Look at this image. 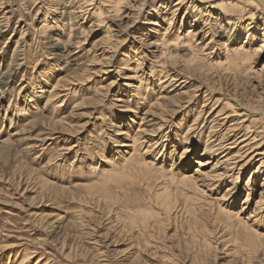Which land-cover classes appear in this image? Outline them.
Instances as JSON below:
<instances>
[{
    "label": "rangeland",
    "instance_id": "obj_1",
    "mask_svg": "<svg viewBox=\"0 0 264 264\" xmlns=\"http://www.w3.org/2000/svg\"><path fill=\"white\" fill-rule=\"evenodd\" d=\"M9 1L0 80L21 42L25 59L0 94V142L6 141L0 145V264H264V237L261 247L256 236L232 226L251 219L252 230L264 235V206L254 212L264 167L255 174L260 162L254 159L233 181L238 170L204 152L210 126L224 133L230 124L246 125L264 104V29L256 14L250 18L253 7L239 4L224 17L218 10L196 16L187 0L177 6V0H156L154 9L152 0H125L116 13L114 0ZM79 4L81 12L74 9ZM68 17L71 42L67 24L62 27ZM193 26L201 49L195 57V44L182 38ZM240 45L251 52L243 64L233 60ZM60 77L70 83L53 96ZM225 116L222 125L208 123ZM119 129L141 133L135 146L141 156L130 158V169L103 176L108 161L115 167L132 154L121 147L132 142ZM46 134L51 141L36 143ZM182 147L191 152L182 155ZM139 161L155 164L146 166L148 180L145 171L136 172ZM180 173L197 178L199 189L179 184ZM167 191L177 201L170 214L161 198ZM227 212H241L240 220Z\"/></svg>",
    "mask_w": 264,
    "mask_h": 264
},
{
    "label": "bare ground",
    "instance_id": "obj_2",
    "mask_svg": "<svg viewBox=\"0 0 264 264\" xmlns=\"http://www.w3.org/2000/svg\"><path fill=\"white\" fill-rule=\"evenodd\" d=\"M124 1L125 0H114L113 1V5H114V7H115V9H117V7L119 6V5H121V4H123L124 3ZM141 1H144V0H141ZM10 1L9 0H6V1H2L1 3H0V37H1V34L4 32L2 29H4L5 27H7V25H8V23H9V16L12 14V8L8 5V3H9ZM49 2H51V1H49ZM84 3H82L83 5L84 4H88L89 3V1H88V3H87V1H83ZM158 2H160V1H158ZM184 2V0H177L176 1V3L173 5V6H177V5H181L182 3ZM187 3H189V5H191L192 7H193V10H195V12L197 13V15L196 16H205L206 15V13L208 12V11H210V10H215V11H220L219 13H220V16H221V13L223 14L222 16H224V17H228V15L227 14H229L228 12L229 11H231L232 9H234V8H239V4H243L244 6H250V7H253L252 9H254V11H256L255 13H250V18L251 17H253V15L254 14H256V16L257 17H259L260 19H261V21H262V27H263V29H264V0H187L186 1ZM40 3V2H39ZM152 5H151V7L154 9V3H156V0H152ZM90 5V4H89ZM162 5V4H161ZM50 7V6H49ZM160 7H164V6H160ZM242 7V6H241ZM240 7V8H241ZM99 8V7H98ZM166 8V7H165ZM69 9V8H68ZM74 9H76V10H78L79 12H81L82 11V9H83V7L79 4L76 8H74ZM119 9V8H118ZM118 9L117 10H115V13L118 11ZM176 9V8H175ZM234 10H236V9H234ZM242 10V9H241ZM244 10V9H243ZM66 11V10H65ZM240 11V10H239ZM78 12V13H79ZM251 12V11H250ZM62 13H65V12H62ZM70 13L71 12H66V14L67 15H70ZM84 13V12H83ZM174 13H175V10L174 11H172L171 12V15H172V17L174 16ZM203 13V14H202ZM85 14V13H84ZM105 14V13H104ZM205 14V15H204ZM66 15V16H67ZM95 15V13L93 12L92 13V16H94ZM62 16V15H61ZM75 16V15H74ZM85 16V15H84ZM91 16V17H92ZM196 16H191L192 17V21H191V24H193L194 26H196V24H197V22H196ZM96 17H98V13H97V16ZM99 17H101V15L99 16ZM234 17V16H233ZM76 18H79V17H76ZM72 19L73 18H67V23H64L63 22V24H62V27L65 25V24H67V26H68V28H69V32H68V36H67V42H71V29H73L74 27H72L71 25L69 26V24H70V22L72 21ZM99 19V18H98ZM98 19H97V21H98ZM191 19V18H190ZM202 19V18H201ZM101 20V19H100ZM99 20V21H100ZM224 20H225V18H224ZM225 21H230V20H228V19H226ZM234 21V20H233ZM206 22V20H204V23ZM149 23V22H148ZM203 23V24H204ZM150 24V23H149ZM198 25V24H197ZM205 25V24H204ZM231 25V24H230ZM233 25V24H232ZM194 26L193 27H191V28H189L188 30H187V33H186V35H184L182 38H187L184 42L186 43V44H188V46H191V45H194L195 44V46H193V57H195V55H194V52H195V54H196V52H198L199 51V49H196L197 47H198V45H199V42H197V39L195 38V37H197V38H199V32H196L197 30H195V28H194ZM206 26V25H205ZM240 26V25H239ZM236 27V26H235ZM67 28V29H68ZM41 29V28H40ZM262 29V30H263ZM231 30H232V28H231ZM234 30V29H233ZM248 31H249V29H247ZM200 32H202V30L200 31ZM230 33V32H229ZM249 33V32H248ZM263 35H264V32H263ZM22 36V35H21ZM74 37H75V39H76V35H73ZM72 36V37H73ZM230 36V35H229ZM249 37H251V39H253L254 37H255V35L254 36H252V34L250 35L249 34V36L247 37V39L249 38ZM263 38H261V41H262V43L264 42V36H262ZM71 38V39H70ZM195 38V39H194ZM74 39V40H75ZM103 38H100V39H98V40H96L95 41V43L93 44V48H96V47H98V44L99 43H101L103 40H102ZM177 39H178V37H177ZM203 39V36L201 37V39L200 40H202ZM22 40V39H21ZM24 41V40H23ZM176 41V40H175ZM179 41V40H178ZM250 41V40H249ZM66 42V43H67ZM247 41H244V43H246ZM23 43L24 42H21V44L22 45H18L17 43V45L15 46V50H14V52H15V54H14V52L12 53V54H14V56L16 55V57H13V58H15V59H13L12 58V65H11V67L8 69V70H6L5 72H4V74H5V79H3V80H0V94L2 93V95H3V93L5 92L4 90H7L8 89V86H9V83H10V81H9V77H10V75L11 74H14L15 72H16V70L17 69H19V67L20 66H22V62L20 63L19 61H23L25 58H24V49H23V47H25V45H23ZM189 43H191V45H189ZM73 44V43H72ZM74 44H75V46H76V44H79V41H76V42H74ZM102 44V43H101ZM20 46H22V47H20ZM224 47H225V45H223ZM244 46V45H243ZM243 46H239V48H236V49H232V52L235 54V59H233V60H235V61H240L241 63H242V61L244 62V60H247L248 58H249V56H248V54L250 55V50L249 49H247V50H244V48H243ZM101 48V47H100ZM100 48H98V50H101ZM192 48V47H191ZM204 48V47H203ZM253 49V48H252ZM191 50V49H190ZM197 50V51H196ZM254 50V49H253ZM252 50V51H253ZM257 50V49H256ZM102 51H103V49H102ZM200 51H201V49H200ZM65 52H67V50H65L63 53H64V57L67 55V54H69V53H66L65 54ZM104 52V51H103ZM18 53V54H17ZM253 53H254V51H253ZM233 54V55H234ZM62 56V57H63ZM188 57V56H187ZM192 57V56H191ZM196 57H198V56H196ZM198 59V58H197ZM227 59V58H226ZM252 59V58H251ZM14 60V61H13ZM193 59L191 58V61H192ZM249 61V60H248ZM191 63V62H190ZM222 63V62H221ZM235 63H237V62H235ZM196 64V63H195ZM194 64V65H195ZM224 64V63H223ZM243 64V63H242ZM235 65V64H234ZM233 65V66H234ZM237 65V64H236ZM196 66V65H195ZM194 67V66H193ZM219 68V67H218ZM222 68V67H221ZM220 68V69H221ZM240 68V67H239ZM7 69V68H6ZM167 73V72H166ZM2 74V72L0 73V75ZM169 76V75H168ZM165 77H167L166 75H165ZM64 78H61L60 77V79L59 80H57L56 82H55V84L54 85H52V90H50V92L49 93H54V90L55 91H57L58 89H60V91H57L56 93H54L53 94V96H57V95H60L63 91H62V89H65V88H67V84H69L70 82V80L67 82V81H65V80H63ZM172 79V78H171ZM175 80V79H174ZM174 80H172V81H174ZM176 81V80H175ZM64 83V84H63ZM67 83V84H66ZM2 89H3V91H2ZM108 91V90H107ZM52 95V94H51ZM47 101H49L51 98H53L52 96H47ZM63 99V98H62ZM65 99V98H64ZM63 99V100H64ZM144 99V98H143ZM60 102V101H59ZM157 102V101H156ZM159 103V102H158ZM216 105V104H215ZM213 108V107H212ZM214 109V108H213ZM213 109L211 110V111H213ZM243 110V109H242ZM243 111H246V110H243ZM247 112V111H246ZM232 113V112H231ZM236 113H239V112H236ZM208 115L210 114V111H209V113H207ZM213 114V113H212ZM207 115V116H208ZM235 115V114H234ZM248 114L247 113H245V112H243L242 113V115H240V117H244V118H248V117H246ZM211 115H209V117H210ZM216 117V116H215ZM227 116H225L223 119L221 118V119H210L211 121L210 122H208V123H211V124H213V123H220L221 125L222 124H224V123H221V122H219V121H222V122H224V119L226 118ZM239 117V118H240ZM205 118V117H204ZM239 118L238 119H236V121H234V122H237L238 120H239ZM132 121V120H131ZM130 121V122H131ZM204 121V120H203ZM218 121V122H217ZM231 121H233V120H231ZM245 122H248V124H246V125H243V124H245V123H242V125H241V123H238V124H230L229 126H228V128H226V130L224 131V133H222L220 130H218L217 132H216V130L215 129H219V128H214V126L212 125V126H210L209 127V131H208V134H207V138H206V141H205V144H204V152L205 153H207L208 155H211V156H215V157H218V156H220L221 155V159L223 160L222 162H220L219 160H217V162L216 163H218V162H220L221 164H223L224 163V166L226 165L227 166V168H229L228 170H232V169H236V170H238V173H237V175L236 176H232V180L234 181V180H236L237 181V179H238V174H239V171H241V169L244 167V166H247L248 164H249V162L250 161H253L254 159H257V158H259V159H257V160H259L258 162H260L259 163V165L257 166V168H256V172H255V174L257 173V172H259L260 173V171H261V169L264 167V150H261V148H260V146L262 145V144H264V104H263V106H262V108H261V110H260V113H259V116H258V118H256V119H247V120H244ZM41 122V121H40ZM196 122V121H195ZM45 123H47V121H45ZM44 123V124H45ZM204 123V122H203ZM41 124H42V122H41ZM112 124V123H111ZM195 124V123H194ZM49 125V124H48ZM156 125V124H155ZM217 125V124H216ZM241 125V126H240ZM27 126V125H26ZM30 126H35V123H30ZM159 126V125H158ZM194 126V125H193ZM28 127V126H27ZM36 127V126H35ZM50 127V126H49ZM222 127V126H221ZM220 127V128H221ZM31 128V127H30ZM48 128V127H47ZM158 128V127H157ZM193 128V127H192ZM32 129V128H31ZM30 129V130H31ZM118 129V128H117ZM130 128H128L127 130L128 131H130L129 130ZM188 129V131L190 130L189 128H187ZM243 130V133L241 134V135H237V134H239V133H237V132H239L238 130ZM139 130H140V127L137 129V132H139ZM142 130V129H141ZM140 130V132H142L143 133V131H141ZM195 130V129H194ZM212 130H215V132L216 133H214V132H212ZM123 130H121V129H119L118 131H117V133L116 134H119V135H123V136H128V137H130L131 138V142H132V144L131 145H129V144H124V143H122L121 144V147H124V148H127L128 147V149L129 150H131V152L130 153H132V154H130L129 155V157H128V160L129 161H125V159L123 160V162L122 163H119V165H115V167H113V163L111 164V161H108L109 162V167L108 168H104L103 170H102V175L104 176V175H109V174H111V173H113L114 171H119V170H127L126 168H129L130 169V167H127L130 163H132V161H133V159H131L130 160V158H135L134 156H137V155H139L138 153H140L139 151H137L136 149H135V146L137 145V144H139V142L140 141H142V137H141V133H135L134 134V136H132V135H128V133H120V132H122ZM157 131V130H156ZM199 131V130H198ZM232 133L234 136V138H233V140H230V141H228V139H227V137L229 136V133ZM52 132H50V134H51ZM153 133V132H152ZM230 133V134H231ZM154 134V133H153ZM14 135H17V134H14ZM47 135V136H46ZM45 136H43V137H40L39 139H38V141H36V143H39L40 141H42V143H46L47 141H51L52 139H51V135L49 136L48 134H46ZM144 135V134H143ZM11 136H13V135H9V137H11ZM151 136H152V134H151ZM162 138V137H161ZM193 138V137H192ZM189 139V138H188ZM144 142V141H143ZM142 142V143H143ZM149 142V141H148ZM148 142H146V144H148ZM6 143V141H2V142H0V145H2V144H5ZM36 143L34 142V144L32 143V145H36ZM41 143V142H40ZM137 143V144H136ZM141 143V142H140ZM153 144V143H152ZM151 145V144H150ZM148 146V145H147ZM191 146V145H190ZM33 147V146H32ZM36 147V146H35ZM99 147V146H98ZM26 148V147H25ZM31 148V147H30ZM148 148H151V146H148ZM27 149V148H26ZM182 149H184V152L182 153V155H184V156H186V154L188 153H190L191 151H189V150H187L186 149V147H182ZM186 149V150H185ZM30 150V149H29ZM140 150V149H139ZM152 150V149H151ZM146 151V150H145ZM204 154V153H203ZM181 155V156H182ZM139 156H141V155H139ZM181 156H180V159H181ZM144 158V157H143ZM142 158V159H143ZM127 159V158H126ZM137 159V158H136ZM135 159V160H136ZM139 159V158H138ZM134 160V162H136ZM157 160V159H156ZM144 161V160H143ZM139 162H141V161H139ZM138 162V163H139ZM142 163V162H141ZM140 163V164H141ZM148 163V162H147ZM147 163H145V164H143L142 163V165H140V164H138V166H136V172H139L140 174H142V172L143 171H145V174L144 175H142L141 177L143 178V179H149L150 177H151V175H150V177L148 178V176H146V173L148 172V168L147 167H153V166H155V164L152 162L151 163V165H150V163H149V165L147 164ZM135 164H137V163H135ZM200 164H202V163H200ZM131 165V164H130ZM208 165V162H206V163H204L203 165H200V167H204V166H207ZM95 166V165H94ZM147 166V167H146ZM171 166H173V164H171ZM91 167V166H90ZM223 167V166H222ZM91 168H93V167H91ZM162 168L164 169V167L163 166H161V172H165V170H162ZM169 170V169H168ZM104 171H105V173H104ZM226 171V170H225ZM100 172H101V170H100ZM196 172H198V170H195V173ZM107 173V174H106ZM125 173V172H124ZM138 173V174H139ZM144 173V172H143ZM226 173V172H225ZM90 174V173H89ZM100 174V173H99ZM126 174V173H125ZM153 175V174H152ZM170 175H172V174H170ZM206 175V178H207V174H205ZM211 175V174H210ZM161 176V175H160ZM166 176H167V174H166ZM107 177V176H106ZM119 177H120V175H119ZM124 177V176H123ZM134 177V176H133ZM172 177V176H171ZM176 177L177 178H179L178 180H179V184H181L182 186H184V187H187V188H191V189H194V191H197V189H199V185H198V183H197V178H195L193 175H185V174H182V173H180V174H177L176 175ZM210 177V176H209ZM214 177H218L219 178V175H216V173H215V175H214ZM107 178H109V177H107ZM138 178V177H137ZM141 178V179H142ZM218 178L216 179V180H218ZM105 179V178H104ZM113 179V178H112ZM131 179H132V177H131ZM210 179H213V180H215L214 178H213V175H212V178H210ZM209 179V180H210ZM108 180V179H107ZM111 180V179H110ZM123 180H124V178H123ZM126 180H128L127 178H126ZM153 180V179H152ZM151 180V181H152ZM156 180V179H155ZM171 180V179H170ZM174 180V179H173ZM177 180V179H176ZM175 180V181H176ZM205 180V179H204ZM43 181V180H42ZM115 181V180H114ZM137 181V180H136ZM139 181V180H138ZM144 181V180H143ZM199 181V180H198ZM249 181V180H248ZM263 181H264V179H263ZM124 182H126V181H124ZM139 182H141V181H139ZM106 183V182H105ZM130 183V182H129ZM128 183V184H129ZM176 183H178V181L176 182ZM207 183V182H206ZM45 184V183H44ZM108 184V183H107ZM118 184H119V182H118ZM126 184V183H125ZM141 184H143V183H141ZM144 184H146V183H144ZM153 184V183H152ZM157 184V183H156ZM167 184V183H166ZM178 184V185H179ZM124 185V184H123ZM148 185H150V180H149V183H148ZM246 185H247V183H246ZM126 186H127V184H126ZM132 186V185H131ZM136 186V185H135ZM139 186V185H138ZM155 186V185H154ZM161 186V185H160ZM165 186V185H164ZM209 187L210 186H212L211 184H209L208 185ZM248 186V185H247ZM121 187V186H120ZM130 187V186H129ZM146 187H147V185H146ZM152 188V187H151ZM155 189V188H154ZM161 189V188H160ZM123 190V189H122ZM150 190V189H149ZM168 190V189H167ZM124 191V190H123ZM156 191H157V189H156ZM159 191V190H158ZM201 191V190H200ZM168 192V191H167ZM193 192V191H192ZM203 192V191H202ZM157 193V192H156ZM262 193V192H261ZM165 194V193H164ZM200 194V193H199ZM263 195V197L260 195V199H259V201H257V206H258V208H256L255 210H254V212H256V210L258 209H261L262 208V206H264V191H263V193H262ZM157 195V194H156ZM160 196H161V194H160ZM172 195H170L169 196V192L166 194V195H163L161 198L163 199V197H164V202H163V206H164V208H163V210L165 209V207H167V210H168V213L170 214V210L171 209H173L174 208V204L177 202L175 199H174V197L172 198L171 197ZM178 196V195H177ZM185 196H187V195H185ZM197 196V195H196ZM190 197H192V196H190ZM189 197V198H190ZM154 198V197H153ZM158 198H159V196H158ZM196 198V197H195ZM192 199V198H191ZM203 199V198H202ZM157 200V199H156ZM225 200V199H224ZM223 200V201H224ZM159 201H160V203H161V199L159 198ZM163 201V200H162ZM176 201V202H175ZM245 201V200H244ZM184 202V201H183ZM197 202V201H196ZM157 203V202H156ZM158 204H159V202H158ZM197 204V203H196ZM200 204V203H199ZM207 204V203H206ZM160 206V205H159ZM179 206V205H178ZM204 206V205H203ZM208 206V205H207ZM210 206V205H209ZM177 207V206H176ZM189 207V206H188ZM192 207H194V205L192 206ZM171 208V209H170ZM204 208H205V206H204ZM157 209V208H156ZM196 209V208H195ZM222 209V208H221ZM167 210H164V211H167ZM178 210H179V208H178ZM224 210V209H223ZM227 210V209H226ZM176 211V210H175ZM181 211V210H180ZM196 211V210H195ZM216 211V210H215ZM214 211V212H215ZM172 212V211H171ZM188 212V211H187ZM206 212V211H205ZM228 213V212H227ZM225 213V215H227V217H228V219H230L229 217H235V219L236 218H238V214H241V212L240 213H234L233 214V216L231 215L230 216V214L228 213ZM143 214V213H142ZM165 214H167V213H165ZM180 214V213H179ZM144 215V214H143ZM175 215V214H174ZM181 215V214H180ZM202 215V214H201ZM222 215H224V214H222ZM224 215V216H225ZM169 216V215H168ZM223 216V217H224ZM146 217V216H145ZM194 217V216H193ZM210 217H212V215L210 216ZM234 217H233V219H234ZM252 216H250V217H248V218H251ZM200 218V217H199ZM206 218H209V217H206ZM196 219V218H195ZM212 219V218H211ZM213 219H216V218H214L213 217ZM239 219V218H238ZM186 220H188V219H186ZM221 220V219H220ZM240 220V219H239ZM242 220V219H241ZM206 221H208V220H206ZM249 221H251V219H246V221L244 222L243 221V223H241L240 221H236L235 223L236 224H232V226H234L235 228H236V226H237V228L238 229H241L244 233H245V235H247V236H256L257 237V239H259L258 241H259V243L261 244L260 246L262 247V245H263V242H262V238L264 237V235L263 234H260V233H255L256 231H253L252 230V228H251V226L248 224V222ZM232 222V221H231ZM230 222V223H231ZM254 222H255V220H253V223L252 224H254ZM196 223V222H195ZM207 223V222H206ZM198 224V223H197ZM206 225V224H205ZM225 226H226V224H224ZM230 225V224H229ZM203 226V225H202ZM231 226V225H230ZM157 227V226H156ZM140 228V227H139ZM207 229V228H206ZM145 230V229H144ZM208 231V230H207ZM149 233H151V232H149ZM207 233V232H206ZM236 233V232H235ZM191 235V234H190ZM240 237V236H239ZM251 237V238H252ZM250 239V238H249ZM246 240V239H245ZM251 241H254V240H252L251 239ZM207 242V241H206ZM209 242V241H208ZM255 242H256V240H255ZM251 244H252V242H251ZM254 244H256V243H254ZM210 245H212V244H210ZM249 245V244H248ZM209 246V245H208ZM250 246V245H249ZM253 246V245H252ZM248 248V247H247ZM254 248V247H253ZM256 248L258 249V246H256ZM264 248V247H263ZM262 248V249H263ZM250 249H252V247L250 248ZM252 250H254V249H252ZM256 250V249H255ZM261 250V249H260ZM258 251V250H257Z\"/></svg>",
    "mask_w": 264,
    "mask_h": 264
}]
</instances>
